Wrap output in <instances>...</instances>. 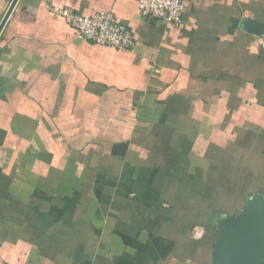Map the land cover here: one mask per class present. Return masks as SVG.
I'll return each instance as SVG.
<instances>
[{"label": "crops", "instance_id": "1", "mask_svg": "<svg viewBox=\"0 0 264 264\" xmlns=\"http://www.w3.org/2000/svg\"><path fill=\"white\" fill-rule=\"evenodd\" d=\"M137 1L17 0L0 31V264H212L216 220L264 196V0H184L178 27Z\"/></svg>", "mask_w": 264, "mask_h": 264}, {"label": "water", "instance_id": "2", "mask_svg": "<svg viewBox=\"0 0 264 264\" xmlns=\"http://www.w3.org/2000/svg\"><path fill=\"white\" fill-rule=\"evenodd\" d=\"M16 2L10 1L0 31ZM242 26L250 34H264V23L246 20ZM216 231L212 264H264V196L255 194L239 213L218 218Z\"/></svg>", "mask_w": 264, "mask_h": 264}, {"label": "built area", "instance_id": "3", "mask_svg": "<svg viewBox=\"0 0 264 264\" xmlns=\"http://www.w3.org/2000/svg\"><path fill=\"white\" fill-rule=\"evenodd\" d=\"M139 14L146 21L161 20L166 25L178 27L185 13L184 0H138ZM49 9L62 17L78 31L81 38L118 50H129L134 45L132 31L119 23L110 11L100 10L91 16H82L69 8L50 6ZM202 227H194L192 237L203 236Z\"/></svg>", "mask_w": 264, "mask_h": 264}, {"label": "rangeland", "instance_id": "4", "mask_svg": "<svg viewBox=\"0 0 264 264\" xmlns=\"http://www.w3.org/2000/svg\"><path fill=\"white\" fill-rule=\"evenodd\" d=\"M198 227H200V226H198ZM215 227H216V223H215ZM192 234V233H191Z\"/></svg>", "mask_w": 264, "mask_h": 264}]
</instances>
